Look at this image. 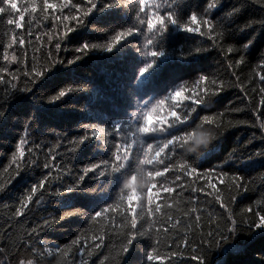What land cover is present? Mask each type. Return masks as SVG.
Wrapping results in <instances>:
<instances>
[{
	"label": "trees",
	"instance_id": "trees-1",
	"mask_svg": "<svg viewBox=\"0 0 264 264\" xmlns=\"http://www.w3.org/2000/svg\"><path fill=\"white\" fill-rule=\"evenodd\" d=\"M92 2L96 7L87 17L88 0H69L66 7L46 11L37 0V11L25 14L22 28L0 19V264H150L152 248L161 257L152 264H196L191 249L202 236L229 219L243 221L246 229L254 213L264 214V0H155L160 14L172 11L179 21L162 35L140 23L145 17L135 2ZM193 13L211 19L214 27L221 24L223 36L220 29L209 34L207 24L200 26L203 35L184 31ZM65 25L74 31L61 39ZM130 28L138 31L111 51L96 48L67 62L85 43L103 46ZM148 38L162 56L146 55ZM244 45L246 62L238 65L227 48ZM53 60L65 62L49 69ZM35 71L45 74L31 91H19L31 87ZM200 75L208 79L199 80ZM180 84L187 99L171 94ZM68 89L60 100H51ZM200 96L204 100L196 104ZM156 106L165 122H157L154 133H138L144 113ZM171 112L181 119L187 114L189 124L215 128L218 139L210 149L195 152L189 143L168 145L155 157L188 127L179 122L170 127ZM22 138L25 154L20 157ZM128 144L130 159L112 173L117 146L124 151ZM149 144L148 155L155 159L144 169L139 164ZM93 165L95 171L84 172ZM153 170L161 172L152 178L154 187L137 189L140 199L117 209L127 193V177L150 180L147 171ZM77 182V189L65 192ZM108 205L113 207L102 219H89ZM129 207L136 208L137 229L143 225L149 236H137L124 256ZM76 210L83 214L68 215ZM206 264H264V228L241 231L209 250Z\"/></svg>",
	"mask_w": 264,
	"mask_h": 264
},
{
	"label": "snow or ice",
	"instance_id": "snow-or-ice-1",
	"mask_svg": "<svg viewBox=\"0 0 264 264\" xmlns=\"http://www.w3.org/2000/svg\"><path fill=\"white\" fill-rule=\"evenodd\" d=\"M129 2H135L136 5L138 6L139 12L141 14H143V16L145 17V19H140V23L147 29V31L149 33H158V34H163L164 32L167 31L168 26L170 24H177L179 23L176 15L172 12V11H167L166 14H160L159 12V8L160 5L157 4L155 2V0H129ZM88 3L91 5V7L87 8L84 10L83 12V16L87 17L89 15L90 12H92V10L96 7V5L92 2V0H88ZM69 4V0H64L63 4L61 5H57L54 2H51V0H43L42 3V10L46 11L48 9H56L57 7H66ZM217 4L214 2L213 4L209 5V7L214 8ZM112 6V5H109ZM39 5L37 3V0H23V5H21V0H0V19H3L4 17H6V19L4 20V23L7 26H13L15 29H19L23 27V22L25 20V14H29V13H35L38 9ZM73 7H77V6H73ZM67 19V18H66ZM73 19H75V17H73ZM82 24V22H81ZM79 24V25H81ZM201 24H207L208 25V33L211 34L214 31H217L218 29H220L221 31L219 32L220 36H223V26L221 24H217L215 27L213 26V21L211 19H207V20H200L198 19V16L196 13H193L189 18H188V22L184 23L182 25L184 31L190 32V33H200L201 35H203L204 33H201V29L200 26ZM77 25V26H79ZM193 25H195V27H193ZM65 27L67 28V25H65ZM74 31V28H67V31L64 33V35L61 37V39H66L68 37V33ZM138 31V29H127V30H121L118 31L112 38V41L110 43H107L103 46H100L98 44H87L85 43L84 45H82L80 48L76 49V51L78 53H80V55H77L73 60L67 61L68 63H74L76 60L81 59L84 55H87L89 51H91L92 49H96V48H101L107 51H111L112 49H114L115 47H117L123 40H125L126 38H128L129 36L133 35L134 32ZM211 38V37H210ZM17 39V37L13 34L12 35V40L15 41ZM20 43H23V41L21 40ZM153 44V39L152 38H148L147 39V45L150 46V52L146 53V55L152 56V57H160L163 55L162 51H157L156 49L152 48L151 45ZM214 47H217L218 45L214 44ZM55 47L57 49L60 48V42L58 41L55 45ZM248 45H244L242 48H237V47H228L227 51L229 53H234L235 56L237 57L236 59V64L240 65V64H244L246 62L245 60V55H244V49L247 48ZM196 51H205V49L203 48H199ZM7 57H5L6 59ZM65 61L60 60V61H50L49 63V69L52 68L54 65L58 64V63H64ZM155 64V60H153V62L151 64H148L147 66H145L142 70H141V75H143V73L149 71V69H151L153 67V65ZM45 74L44 71H35L34 73V77L31 81H29V85H31V87H29L28 85H26L24 88L19 89V91H24V92H28L31 91V88L33 87V85ZM199 80H207L208 77L206 75H200ZM260 79L262 81H264V76H261ZM213 83H215V81H213ZM13 87L15 88V85H13ZM221 87H223V84H221ZM176 90L174 91V93H171L173 98H178L176 96L177 92H180L183 94L184 91V87L183 84H180L177 88H175ZM72 89H68L67 92L66 91H60L57 95L51 97V100L53 101H57L60 100L61 98H63L65 95L68 94V92H71ZM179 98H184L187 99L188 97H183V95ZM204 98L202 96L197 97L195 99V103L196 104H201L203 102ZM164 103L163 100L159 101V104L162 105ZM208 103H211V97H209L208 99ZM207 106V105H206ZM158 106L156 107H152L150 108L148 111H146L144 113L143 116V123L142 125L138 128V133H143V134H149V133H154L157 131V128L155 126H153L152 130L149 132H144L143 128L145 127V123H144V118L145 116L149 113L152 112L153 109H157ZM192 111L195 112L196 108L193 107ZM173 113L175 112H171L170 115L175 117V120L172 122V124L170 125V127H174L177 122H179L180 126L183 125H188L187 128H184L181 131L180 135H175L172 136L171 139H169L167 141V143L164 145L163 148H159L158 151L155 152V157H158L160 155V153L164 150V148H167L168 145H173L174 147L177 145H179V147L187 142L188 138L190 135H195V127L197 126L194 123L189 124V120H188V116L187 114L185 115V117L183 119H181L180 116L177 115H173ZM3 111H0V117L3 116ZM264 115V114H262ZM205 120H207V118H205ZM209 123H211V121H208ZM261 128H264V124L260 125ZM117 132H119V128H116ZM135 141H133L134 143ZM24 143L25 140L22 138L19 141V156L23 157L24 156ZM126 150L121 151V147L117 146L116 148V152L114 155V160L117 161V163H115L114 165L111 166V172L112 173H116L121 171L123 168H125L128 160L130 159V149H131V144L128 145H124L123 146ZM153 148L152 145H148V150L147 152H145L144 154V158L143 160L140 161L139 166L144 168L143 166L145 165H152L153 164V160L155 159V157H150L148 155V153L152 152ZM15 159V156L13 157ZM45 167H47V164H45ZM97 165H93L92 167H86L84 169V172L87 173L89 171H95ZM181 167H189V165H181ZM145 169V168H144ZM197 171V168L195 166H191V172L195 173ZM150 174V180L152 181V178L154 176L158 177L161 175V172L159 170H153V171H147ZM101 175H103V173H101ZM133 174H131L129 177H132ZM83 176H80L78 178V180H83ZM40 187H43V181H41L40 183ZM79 187L78 182L72 186H68L65 189V192H71L75 189H77ZM154 187V185H152V183L149 185L148 188ZM32 192L36 191V187H32L31 188ZM168 191H172V189H168ZM151 198H152V193L151 191L148 192V201L149 203H151ZM28 201L32 200V196H28L27 197ZM126 201L127 205L131 206L133 204V202L131 204L128 203V194H122L120 196V204L116 205L117 209L120 207L121 204H124V202ZM113 207V205H108L107 207L103 208L101 211L95 213V215L89 217V219L95 220L96 218H103L104 214L109 212V210ZM128 211L131 213L130 216H126L125 219L129 221L127 227H128V231L125 234V238L123 241V246H122V253L125 255L128 254L129 249L133 243V241L137 238V236H149V233L147 231H143L141 229H143V225H141V229H137V213H136V208L135 207H129ZM248 211H251V209H249ZM73 214H83L80 212V210H76L75 213H68V215H73ZM243 223V221H241L240 223H237L236 220H232L229 219L228 223H226L224 225L223 228L217 227L216 230L214 232H209L207 233L205 236H202L200 238V240L197 243V247L194 249H191V251L194 253L193 256L191 257V259L193 261H196V264H206V256L209 250L211 249H215L220 247L223 243H227L229 241H231L232 239L235 238V235L238 234L241 231H245L248 229H260V228H264V214H261L260 212H256L254 213V218L251 220L250 223L247 224L246 229L241 228V224ZM231 225L230 227L228 225ZM73 243H76V241H73ZM148 261L150 262V264H152L153 261H158L161 259L159 253L157 252L156 248H152V251L148 254L147 256ZM28 264H32L31 261L28 262Z\"/></svg>",
	"mask_w": 264,
	"mask_h": 264
},
{
	"label": "clouds",
	"instance_id": "clouds-1",
	"mask_svg": "<svg viewBox=\"0 0 264 264\" xmlns=\"http://www.w3.org/2000/svg\"><path fill=\"white\" fill-rule=\"evenodd\" d=\"M183 94L180 92L176 93V96L179 98ZM157 109H153L152 112H149L145 118L144 123L145 127L143 128L144 132H149L152 130L153 126L159 122L160 124H163L165 121L156 115ZM173 115H176V113H173ZM195 135H190L187 142L191 144L190 151L195 152L197 149H210L212 144L218 139V132L213 127H205L203 125H197L194 129ZM150 176V174L148 173ZM152 183L151 180L148 179H142L140 177L132 176L129 177L124 187L127 189L128 194V203L131 204L133 201H137L140 199V192L137 191V189H147L149 185Z\"/></svg>",
	"mask_w": 264,
	"mask_h": 264
},
{
	"label": "bare ground",
	"instance_id": "bare-ground-1",
	"mask_svg": "<svg viewBox=\"0 0 264 264\" xmlns=\"http://www.w3.org/2000/svg\"><path fill=\"white\" fill-rule=\"evenodd\" d=\"M243 29H244V26H243ZM244 33V32H243ZM249 44V43H248ZM55 46V45H54ZM211 49V48H210ZM228 61V60H227ZM233 61H235V60H233ZM229 62V61H228ZM234 69V68H233ZM230 71V70H229ZM233 71V70H232ZM181 77V76H180ZM176 81V80H175ZM236 83V82H235ZM163 84V83H162ZM230 86V85H229ZM152 87V86H151ZM227 88V87H226ZM242 89V88H241ZM239 91V90H238ZM243 92V91H242ZM216 95V94H215ZM214 95V96H215ZM247 95V94H246ZM102 96V95H101ZM242 96H244V95H242ZM107 98V97H106ZM236 99V98H235ZM218 100V99H217ZM247 101H248V99H247ZM234 102V101H233ZM260 128V127H259ZM263 133V132H262ZM63 144V143H62ZM73 145V144H72ZM62 148V147H61ZM70 149V148H69ZM59 150V149H58ZM106 174V173H105ZM115 174V173H114ZM107 180V179H106ZM117 180V179H116ZM112 183V182H111ZM114 185V184H113ZM151 241V240H150ZM227 252V251H226Z\"/></svg>",
	"mask_w": 264,
	"mask_h": 264
}]
</instances>
